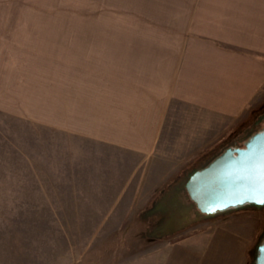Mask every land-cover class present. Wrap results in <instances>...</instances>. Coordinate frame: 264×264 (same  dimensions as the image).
Here are the masks:
<instances>
[{
  "label": "rangeland",
  "instance_id": "374dc122",
  "mask_svg": "<svg viewBox=\"0 0 264 264\" xmlns=\"http://www.w3.org/2000/svg\"><path fill=\"white\" fill-rule=\"evenodd\" d=\"M181 1L0 0V264H218L213 229L250 231V250L258 241L264 208L195 212L183 229L160 231L156 201L167 205L164 190L217 155L224 135L187 157L163 146L143 155L44 120L59 116L65 43L151 37Z\"/></svg>",
  "mask_w": 264,
  "mask_h": 264
},
{
  "label": "crops",
  "instance_id": "0c3cea01",
  "mask_svg": "<svg viewBox=\"0 0 264 264\" xmlns=\"http://www.w3.org/2000/svg\"><path fill=\"white\" fill-rule=\"evenodd\" d=\"M181 2L151 37L65 43L61 58L70 64L59 69V116L45 113L44 120L143 155L163 146L187 157L222 135H236L264 106V0ZM211 233V260L246 263L250 231L249 237L229 228Z\"/></svg>",
  "mask_w": 264,
  "mask_h": 264
},
{
  "label": "water",
  "instance_id": "95a60500",
  "mask_svg": "<svg viewBox=\"0 0 264 264\" xmlns=\"http://www.w3.org/2000/svg\"><path fill=\"white\" fill-rule=\"evenodd\" d=\"M196 212L214 216L242 208H264V125L251 132L242 146H225L182 184ZM250 250L249 264H264V230Z\"/></svg>",
  "mask_w": 264,
  "mask_h": 264
},
{
  "label": "flooded vegetation",
  "instance_id": "af4514ba",
  "mask_svg": "<svg viewBox=\"0 0 264 264\" xmlns=\"http://www.w3.org/2000/svg\"><path fill=\"white\" fill-rule=\"evenodd\" d=\"M264 121V106H260L257 108L256 112H254L252 118L245 122L243 128L240 130V134H248L250 130L259 126ZM231 142L234 146H242V142L245 140L244 138L238 137V139H232ZM172 192L164 191V197H170V201L167 205L161 203V201L157 202V219L161 222L160 231L161 232H172L179 231L186 226L191 220V217L195 215V208L191 204L190 201L187 200V196L185 191L181 189V187L175 184L173 187L171 186ZM172 204L174 206H172ZM185 225V226H184Z\"/></svg>",
  "mask_w": 264,
  "mask_h": 264
},
{
  "label": "trees",
  "instance_id": "16d2710c",
  "mask_svg": "<svg viewBox=\"0 0 264 264\" xmlns=\"http://www.w3.org/2000/svg\"><path fill=\"white\" fill-rule=\"evenodd\" d=\"M264 125V121L257 127V128H253V129H255V130H257V129H260L262 126ZM252 129V130H253ZM254 130V131H255ZM251 131V130H250ZM236 135H239L238 133L236 134ZM235 135V136H236ZM249 134H240L239 136H237V139H238V137H241V138H246L247 136H248ZM234 138V137H233ZM225 141H227V142H225L226 143V146L227 145H230L231 144V142L233 141V140H230L229 138H225ZM223 142V141H222ZM221 142V144L220 145H225L224 144V142L222 143ZM221 150H219L216 154H218L219 152H220ZM200 167V166H199ZM194 168V167H193ZM182 181H183V179H182ZM180 182V183H177V181L176 182H173V184L172 185H170V187L169 188H167V190L166 191H168V192H172V189H171V186L173 187L175 184H177V185H179L180 187H181V189H182V184H183V182ZM165 191V190H164ZM198 218V217H197Z\"/></svg>",
  "mask_w": 264,
  "mask_h": 264
}]
</instances>
